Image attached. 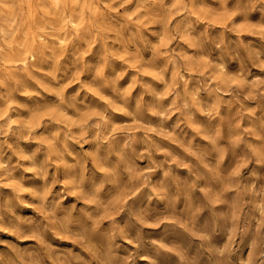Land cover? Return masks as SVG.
<instances>
[{
	"label": "clouds",
	"instance_id": "clouds-1",
	"mask_svg": "<svg viewBox=\"0 0 264 264\" xmlns=\"http://www.w3.org/2000/svg\"><path fill=\"white\" fill-rule=\"evenodd\" d=\"M0 264H264V0H0Z\"/></svg>",
	"mask_w": 264,
	"mask_h": 264
}]
</instances>
